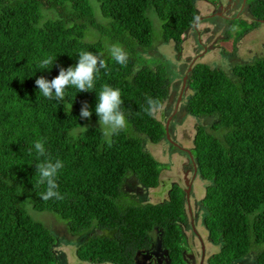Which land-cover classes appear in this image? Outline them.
I'll return each instance as SVG.
<instances>
[{"label":"trees","instance_id":"obj_1","mask_svg":"<svg viewBox=\"0 0 264 264\" xmlns=\"http://www.w3.org/2000/svg\"><path fill=\"white\" fill-rule=\"evenodd\" d=\"M97 2L0 0V264H64L56 236L32 212L53 214L71 236L84 238L76 247L80 261L137 264L138 253L151 249L159 233L171 261L184 264L185 189L174 184L167 200L152 204L135 202L124 186L131 178L147 190L160 186L163 165L143 140L160 144L166 126L143 108L146 97L163 106L176 77L167 62L147 60L139 49L160 41L180 47L199 17V0ZM248 6L254 22L241 20L236 43L264 23V0ZM150 12L162 33L155 34ZM112 44L128 53L126 65L109 55ZM81 50L102 53L107 64L94 88L79 93L69 86L64 100L40 94L35 81H51L61 68L75 66ZM46 57L53 58L52 68L41 71L37 63ZM104 84L121 91L127 122L110 138L95 126ZM187 88V114L215 119L197 127L191 151L198 177L210 182L202 205L210 239L220 246L212 263L252 257L264 264V57L231 72L195 62ZM85 104L89 119L80 116ZM65 105H73L72 112ZM37 140L64 163L56 177L63 200L38 196L46 185L35 179V165L45 159L35 150Z\"/></svg>","mask_w":264,"mask_h":264},{"label":"rangeland","instance_id":"obj_2","mask_svg":"<svg viewBox=\"0 0 264 264\" xmlns=\"http://www.w3.org/2000/svg\"><path fill=\"white\" fill-rule=\"evenodd\" d=\"M91 1L98 6L97 0ZM218 1L220 0H213L215 3ZM221 1L226 3L230 0ZM213 4L207 0H199L197 6L200 12L196 21L198 23L195 22L197 29L192 28L187 33L180 47L174 42L167 44L160 41L153 49L147 51L139 49V52L147 60L167 62L168 66L174 68L176 77L173 80L168 99L155 115L165 126L169 125L170 139H166L160 144H152L147 140H143L146 150L163 165L161 167L160 186L156 189L147 190L139 185L134 178L127 180L124 186L125 193L132 196L133 198H131L137 203L158 204L164 202L168 199L169 190L174 184H179L183 188H186L184 186L186 173L189 170H193V161L190 159L189 152L194 148L197 127L201 124L210 127L215 122L213 118H195L186 112L187 97L191 91L184 84L192 65L195 62H202L210 64L213 68H224L228 72H231L236 64L253 62L258 58L264 57V23H261L254 30L252 27H249L250 30L246 35L240 36V40L236 43L238 32L244 28L241 19L247 23L251 21V19H248L250 15L247 7H243L241 19L232 22H227L226 20L224 22L222 18L229 16L228 9L221 11L220 5ZM212 14H216L220 18L212 16ZM149 16L152 21L154 20L155 34L162 33V22L152 12L149 13ZM207 20H212V22L209 23ZM204 47L208 49L205 50ZM199 54H201V57L198 56ZM95 126L100 129L99 121L95 122ZM107 137L110 138L111 134L107 135ZM191 182L192 189H190V195L192 201L190 202V210L192 213L198 215L202 210L200 206L204 208L202 200L206 196V190L210 182L200 177H195ZM35 213L32 212L56 236L58 241L56 251L60 258L63 259L64 264H92L80 261L75 256L76 247L83 241V237L71 236L65 224L59 221L53 214L43 213L35 215ZM159 239L157 238L155 243H153L151 256L154 253H160L159 255L155 254L156 257L163 258L162 253L158 249L160 247L159 245H161ZM214 250L218 253L220 246ZM71 252L73 253L71 254ZM243 264H254L253 258L246 259V262Z\"/></svg>","mask_w":264,"mask_h":264},{"label":"clouds","instance_id":"obj_3","mask_svg":"<svg viewBox=\"0 0 264 264\" xmlns=\"http://www.w3.org/2000/svg\"><path fill=\"white\" fill-rule=\"evenodd\" d=\"M108 53L117 63L126 65L128 53L121 45H110L108 47ZM102 56V53L96 54L92 51L81 50L75 66L67 69L61 68L59 75L51 81L44 77L35 81L39 93L45 98L64 100L65 90L69 86L75 87L79 93L90 92L94 88L96 74L101 68H107V64ZM52 64L53 58L46 57L37 63V68L41 69V71L50 70L52 67L49 66ZM97 101L95 112L99 117L100 129H102L105 136L115 134L117 131L126 127V115L121 110L123 100L121 98V91L118 88L104 84L99 93H97ZM145 104L146 107L143 108V111L151 117H154L162 108L161 101L152 97H146ZM65 107L70 108L72 112L73 105H65ZM80 116L82 119L91 118L92 112L89 111L87 104L81 108ZM80 129L86 130L88 128L80 126ZM34 147L38 157H45V159L35 165L37 168L35 175L36 182L40 185H46L45 192L40 193L38 196L43 201H48L53 198L63 200L64 196L58 191L59 186L56 182L59 171L64 167L63 161L60 159L53 160L51 158L50 154L46 152L43 140L35 141ZM191 161H193L196 167L194 158H191Z\"/></svg>","mask_w":264,"mask_h":264},{"label":"flooded vegetation","instance_id":"obj_4","mask_svg":"<svg viewBox=\"0 0 264 264\" xmlns=\"http://www.w3.org/2000/svg\"><path fill=\"white\" fill-rule=\"evenodd\" d=\"M207 1L210 2L211 4L215 3V2H213V0H207ZM248 3H249V0H230V1H227L226 3H223L220 0L213 5H220L221 11L228 9L229 16H227L225 18H222V17L221 18L224 22H226V20H227V22L228 21L232 22V21H237V20L242 18L243 7L244 8L247 7L248 13L250 15ZM212 16L220 18L216 14H212ZM248 19H251L250 23H247L246 21L245 22L249 25L253 24L254 20L251 17V15H250V17H248ZM207 22L210 23V22H212V20L211 21L207 20ZM196 23H198V22H196ZM196 23L193 26L194 29H197ZM256 28H258V27H256ZM204 48H205V50L208 49L207 47H204ZM198 56L201 57V54H199ZM184 86H187V82H186V85H184ZM195 177L198 178V170L196 169L195 165L193 164V170H191V171L189 170L186 173L185 184H184V186L186 187V188H184L185 191L189 192L190 194H191L190 189H192L191 188V185H192L191 181H193ZM191 201H192V198L190 195L189 200L187 199L188 221L183 226L184 230H185V234H186V247H187L183 253V263L184 264H213L212 258L216 254V251L214 249L217 246L214 247L215 245L212 243V241L210 239L209 232L205 226V210L202 206H200L202 209L200 214L197 215L196 213L195 214L192 213L190 210V208H191L190 202ZM194 207L196 208L195 205H194ZM158 234L159 233L155 234V236H154L155 240L154 241H156L157 238H160L159 242L161 243V245H159L160 247L158 249H159V252L162 253L163 258L156 257V255H159L160 253H158V254L154 253L153 256H151L152 251H153V247H152L149 250H143L142 252L138 253L137 257H138V261L140 263L137 261V258H136L137 264H174L171 261V258L169 256L168 252L163 248L161 236H158ZM245 262H246V260H243V261H239L235 264H243Z\"/></svg>","mask_w":264,"mask_h":264},{"label":"water","instance_id":"obj_5","mask_svg":"<svg viewBox=\"0 0 264 264\" xmlns=\"http://www.w3.org/2000/svg\"><path fill=\"white\" fill-rule=\"evenodd\" d=\"M263 22H264V21H263ZM191 70H192V67L190 68L189 71L191 72ZM187 80H188V77L185 78V84H184V85H186ZM166 138H167V139H170L169 125L166 126ZM189 154H190V157L193 159L194 157H193V155H192V152H189ZM189 197H190V193L187 192V199H188V200H189Z\"/></svg>","mask_w":264,"mask_h":264}]
</instances>
